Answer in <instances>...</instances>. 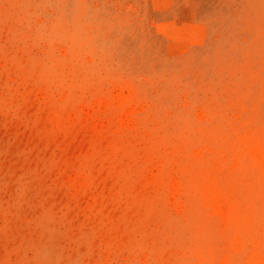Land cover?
<instances>
[{
	"label": "rangeland",
	"instance_id": "374dc122",
	"mask_svg": "<svg viewBox=\"0 0 264 264\" xmlns=\"http://www.w3.org/2000/svg\"><path fill=\"white\" fill-rule=\"evenodd\" d=\"M93 86L143 108L139 155L190 134L215 158L264 143V0H0V264L193 262L174 211L131 205L125 161L100 162L113 126L47 129L50 102L87 112Z\"/></svg>",
	"mask_w": 264,
	"mask_h": 264
},
{
	"label": "bare ground",
	"instance_id": "6f19581e",
	"mask_svg": "<svg viewBox=\"0 0 264 264\" xmlns=\"http://www.w3.org/2000/svg\"><path fill=\"white\" fill-rule=\"evenodd\" d=\"M178 34L171 32L176 43L181 42ZM92 89L95 92L83 103L87 112L65 110L63 104L50 102L46 107L50 118L43 120L47 129L61 130L76 120L92 122L99 117L113 126V133L120 136L107 143L100 162L116 157L125 161L129 174L123 179L133 196L131 205L152 210L158 202L164 211H174L179 231L193 237V262L188 264H233L234 256L243 264H264V143L255 135L243 137L230 143L224 158H215L213 139L192 141L190 134L178 144L160 143V150L139 155L128 138L141 130L142 121L136 119L143 108L138 111L134 97L123 99L98 92L96 86ZM85 162L83 169L90 166ZM213 234H220L228 247L221 258L202 247Z\"/></svg>",
	"mask_w": 264,
	"mask_h": 264
}]
</instances>
